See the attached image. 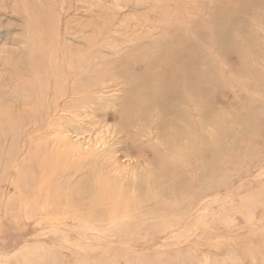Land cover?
I'll use <instances>...</instances> for the list:
<instances>
[{
	"label": "rangeland",
	"instance_id": "374dc122",
	"mask_svg": "<svg viewBox=\"0 0 264 264\" xmlns=\"http://www.w3.org/2000/svg\"><path fill=\"white\" fill-rule=\"evenodd\" d=\"M177 1L188 18L198 0ZM165 3L176 10L169 0H0V264H264V121L237 118L247 95L235 52L214 58L223 134L190 107L193 134L179 140L157 138V121L146 134L120 122L116 65L138 34L158 39ZM252 8L264 44V0ZM91 80L102 90L75 93ZM43 156L58 170L41 181ZM108 190L116 200L95 204ZM72 191L84 199L70 203Z\"/></svg>",
	"mask_w": 264,
	"mask_h": 264
},
{
	"label": "bare ground",
	"instance_id": "6f19581e",
	"mask_svg": "<svg viewBox=\"0 0 264 264\" xmlns=\"http://www.w3.org/2000/svg\"><path fill=\"white\" fill-rule=\"evenodd\" d=\"M169 2H174L175 11H171L166 3L157 9L160 15L163 13L164 18V20L156 21L160 29H157L158 34L154 37L158 39L144 42L146 35L138 34V39H134V42L130 43L128 55H122L116 65V76L122 78V82L126 83L124 95L118 101L120 122L130 118L131 123L139 124V131L146 134L147 128L145 126L147 127V123L157 121L159 125L154 132L157 138L161 140L168 133L179 140L183 134H193L191 116L187 111L190 107L191 114H197L198 122L215 124L219 134L220 131L223 134L225 126L220 117L227 115L228 108L224 109L218 105L219 111L223 113L221 114L216 112L217 108L212 102V96L215 92L217 93L220 86L216 82L218 69L215 70L216 64L214 62L217 59L214 58L215 56L223 58L229 50L237 54L240 66L234 76L237 79V84L242 86L247 95L244 106L237 113V118L247 125L264 121V106L261 101H257L249 95L252 90H255L258 95L264 96V82L257 78V76L264 74L262 72L264 66L261 67V62L263 63L264 60V44L259 43L258 40L261 39L262 33L256 29L261 25V20L255 15L252 8L259 4V0H237L236 3L230 5L228 0H198L197 7L190 10L192 14L188 18L182 16L180 1L169 0ZM162 9H164L163 12ZM202 15H207L210 26L208 33H206L204 24L200 19ZM247 17H252L257 23L252 25ZM254 29L257 31L255 32ZM184 32L193 34V38L184 35ZM147 36L152 37V32H149ZM239 41L244 44L241 45ZM202 44L208 46L214 44L218 47V52L216 49L214 53L209 49L203 50ZM250 64H253V67ZM99 66L101 64L94 65L85 61L81 68L91 70L98 69L96 67ZM233 69L232 66L231 70ZM100 83V81L91 80L83 89L77 85V88L75 86V93L100 91L102 90ZM199 103H203L202 106ZM234 106L235 104L230 105L229 108ZM3 116H6L5 109ZM262 127H264V123ZM254 140L260 139L254 138ZM211 146L213 145L207 144L202 153L207 154V156L211 154L209 153L212 149ZM38 160L40 168L37 172V179L42 181L47 175H57L58 167L54 162H49L46 156ZM33 178L36 180L35 176ZM181 187L183 185L177 183L176 190L183 191ZM57 188L59 191H55V194L59 195L62 189ZM145 193L147 194V192ZM163 193L160 196L161 202L166 199V195ZM115 195V191H104L103 198H93L94 203L116 200ZM67 198L70 203L76 204L81 202L83 197L81 193L72 191ZM136 204L134 203V205Z\"/></svg>",
	"mask_w": 264,
	"mask_h": 264
}]
</instances>
